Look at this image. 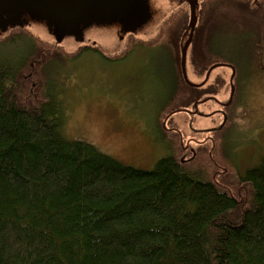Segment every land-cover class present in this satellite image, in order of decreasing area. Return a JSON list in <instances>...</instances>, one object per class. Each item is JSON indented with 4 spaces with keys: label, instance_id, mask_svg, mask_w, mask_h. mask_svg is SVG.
Instances as JSON below:
<instances>
[{
    "label": "trees",
    "instance_id": "obj_1",
    "mask_svg": "<svg viewBox=\"0 0 264 264\" xmlns=\"http://www.w3.org/2000/svg\"><path fill=\"white\" fill-rule=\"evenodd\" d=\"M174 14L150 42L177 57L180 23L165 29ZM19 45L30 47L22 65L0 61V264H264V152L223 173L226 142L215 135L187 159L174 141L151 169L126 165L66 138L56 105L30 93L46 80L39 65L65 48L17 26L0 36V56ZM176 96L170 111L185 105Z\"/></svg>",
    "mask_w": 264,
    "mask_h": 264
},
{
    "label": "rangeland",
    "instance_id": "obj_2",
    "mask_svg": "<svg viewBox=\"0 0 264 264\" xmlns=\"http://www.w3.org/2000/svg\"><path fill=\"white\" fill-rule=\"evenodd\" d=\"M182 3L183 0H148L150 18L133 32L134 37H153L158 25ZM226 3L227 0L216 2L217 13L235 15L239 9L231 8L232 12L219 9V5ZM237 16L239 22H227L223 30L228 29L229 24L232 26L218 43L225 49L229 34L235 35L233 58L240 92L231 112L232 124L222 130L220 140L224 138L226 142L223 151L226 165L223 166L228 171L242 173L255 165L264 152V53L262 56L258 53L264 35L261 30H255L251 44L246 49L240 48L238 41H243L251 25L248 21L243 23L247 17ZM22 19L35 35L51 39L43 21L27 13ZM221 26L216 24L215 28L219 30ZM83 41L96 43L101 51L86 48L74 56H67L64 52L75 51L77 42L70 36L65 37L61 42L65 51L61 49L55 53L59 60H50L38 67L39 75L46 77L42 90L36 84L30 92L56 105L55 116L61 119V131L66 138L89 142L126 165L151 169L169 152L166 143L171 145L173 137L170 134L176 130L185 139L194 135L195 140H201L208 132L225 128L224 115L218 108L230 93L231 73L227 66L219 65L211 70L204 83L206 86L199 93H209L212 98L198 104V113L176 111L168 117L170 104L181 89L178 67L174 65L175 52L170 45L153 43L143 51L131 47L116 57L132 39L115 22L91 25L84 30ZM1 52L0 61L12 70L22 65L30 47H5ZM240 57L249 62L242 64ZM35 68L36 65L32 72ZM9 75L5 77L6 84L11 81ZM187 75L194 83L196 78L190 58ZM191 145L194 144L191 142Z\"/></svg>",
    "mask_w": 264,
    "mask_h": 264
},
{
    "label": "flooded vegetation",
    "instance_id": "obj_3",
    "mask_svg": "<svg viewBox=\"0 0 264 264\" xmlns=\"http://www.w3.org/2000/svg\"><path fill=\"white\" fill-rule=\"evenodd\" d=\"M217 1H219V0H200L199 1L200 10H199V15H198V20H197V24H196V27L194 30L193 37H192V42L190 45L191 48H192V46H195L196 38H198V42L196 44V52H198L197 54L199 55V57L197 59L195 58V60L191 59V66L193 67V75L196 78L194 83L197 86H188L187 85L189 88V91L191 92V98H188V91H186V89H182V88L180 89V91H178L177 96H176L178 99L177 101H181V99L184 101L185 105L180 106L179 109H183L182 111H186L187 114H193L194 112L198 113L199 112L198 104L207 100V99L212 98L209 96L210 95L209 93L208 94L199 93V91L202 90L206 86V84H204L205 82L203 83L204 85L201 83L205 79L206 74L208 72V69L211 66H214L215 64L221 63V65L227 66L229 68L230 73H232V69L237 71L236 67H235V61L233 58L235 35L233 36V34L228 33L229 37H227L228 41L226 40L227 43L224 47L225 49H221L220 46L218 45V43L220 41V37L222 38L223 35L227 36V32H229L228 29L232 26L231 24H229V26L227 27L228 29L223 30V28H224V26H226L227 22H231V23L239 22L237 15H241L244 18L247 17L246 21H243V23L244 22L246 23L247 21L250 22L251 29L250 30L246 29V34H244L243 41H242V39H239V41H238L239 42L238 45H240V48L246 49L251 44L250 38H252V33L255 30H258V31L261 30V32L264 35V0H235V1L234 0H227L226 5H224V4L219 5V7H220L219 9H222V10L231 11V8L239 9L237 13L233 12L235 15H227L224 13H217V11H218L217 6L215 7V4ZM251 3H253V4L251 5ZM229 4H230V6H229ZM185 7H187V10H188L187 4H184L180 8L176 9L175 12H173V13H175L174 14L175 16L173 17L172 20H170V22L167 24V27L165 28L167 30L173 24H176V23L179 24L180 23V28L178 31L179 36L177 37L178 43H180V40L184 38L183 32L187 28V23H188V13L182 15V12L185 11V9H186ZM252 17H254V19H252ZM253 22H255V23H253ZM216 24L222 25L220 27L222 29L217 30L215 28ZM211 26H213L214 30H212ZM241 28L242 27H240V29ZM240 29L237 28L236 30H240ZM232 30H234V29H232ZM195 31H196V33H195ZM248 32H250V33L247 34ZM156 33H157V30H156ZM194 37H196V38H194ZM128 38L133 39L131 41V44L124 45L121 49L120 54L116 55V57L122 56L123 53L126 52L131 47L133 49L139 48V49H137L138 51H143L144 49H148L149 46L154 45V44H152V42H150V40L152 39L151 37L150 38H144V39L143 38L138 39V38L134 37L133 35H129ZM238 38H242V37H238ZM174 45H173V47H176L177 41H176V44L174 43ZM164 46H165V44H164ZM259 46H260V49L258 50V53L260 56H262V53H264V43L261 42L259 44ZM79 48L80 49L81 48H83V49L89 48V49H94V50L98 49V48L94 47L93 45H83ZM178 49L180 52L179 44H178ZM98 51H100V50H98ZM218 58H220V59H218ZM240 58H241L242 64L249 62L248 60H245L246 58H244V57H240ZM176 64L179 65V58H178V55L176 57V55L174 53V65H176ZM211 70H210V72H211ZM210 72H209V74H210ZM235 76H236V73H235ZM181 78H182V76H181ZM182 81L184 82V80H182ZM184 84H185V82H184ZM239 96H240L239 86H237L236 77H235L233 96L231 97L230 100H229V97H228V99L222 100L221 104H220L221 106L219 105V108H218L219 111L222 113V115H224L226 120L224 123L225 128L220 129L217 134L215 132H212V133L208 132L207 136L203 137L201 140H195L194 135L185 139L183 134H181L179 131L176 130L177 128H173L176 130V132L170 134L171 137H173L172 142L179 141L180 149H181V156H183V159L188 158V155L190 153L189 151L192 149L199 150V148H203V149L204 148H211V143H213L212 139H214L215 135H219L218 139L221 138L222 130H225L226 127H228L232 124V122L230 121L231 112L234 110L235 98H238ZM168 112L170 113L171 111L169 110ZM167 114L168 113H166L163 116L165 117ZM171 114L168 117H170ZM162 119H163V117H162ZM161 123H162V120L160 121V125H161ZM161 127H162V125H161ZM194 133L197 134L198 131H194ZM223 141L225 142L224 138H222L220 140L221 143ZM191 142L194 145H191ZM166 144L170 148V143H166ZM216 145L217 144H215V147H216ZM220 151H219V153H220ZM222 172L227 174V169L224 166H222Z\"/></svg>",
    "mask_w": 264,
    "mask_h": 264
},
{
    "label": "water",
    "instance_id": "obj_4",
    "mask_svg": "<svg viewBox=\"0 0 264 264\" xmlns=\"http://www.w3.org/2000/svg\"><path fill=\"white\" fill-rule=\"evenodd\" d=\"M199 1L183 0L182 3V5H188L189 12L187 28L183 32L184 38L179 44L180 71L184 82L190 86H197L188 78L187 68L188 50L198 20ZM24 13L46 24L52 36L49 41H55L56 44L61 45L62 40L70 36L73 41L77 42L75 50L83 45H93L99 49L96 43L83 41L84 30L93 24L118 23L121 31L128 37L129 35L135 36L133 32L150 18L148 0H0V36L17 26L26 27L30 30L22 19ZM31 65L32 67L35 66ZM219 65L221 63L208 69L201 84L207 80L210 70ZM234 76L235 70L232 69L229 78V100L233 96ZM219 129H214V131Z\"/></svg>",
    "mask_w": 264,
    "mask_h": 264
},
{
    "label": "bare ground",
    "instance_id": "obj_5",
    "mask_svg": "<svg viewBox=\"0 0 264 264\" xmlns=\"http://www.w3.org/2000/svg\"><path fill=\"white\" fill-rule=\"evenodd\" d=\"M135 39V38H134ZM180 69V68H179ZM183 80V79H182ZM221 106V105H220Z\"/></svg>",
    "mask_w": 264,
    "mask_h": 264
}]
</instances>
